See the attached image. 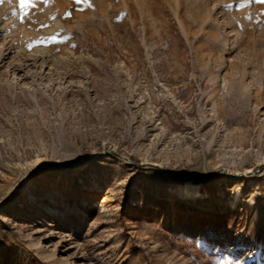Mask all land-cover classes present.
<instances>
[{"label":"rangeland","instance_id":"rangeland-1","mask_svg":"<svg viewBox=\"0 0 264 264\" xmlns=\"http://www.w3.org/2000/svg\"><path fill=\"white\" fill-rule=\"evenodd\" d=\"M25 3L0 0V264H264V0Z\"/></svg>","mask_w":264,"mask_h":264},{"label":"bare ground","instance_id":"bare-ground-1","mask_svg":"<svg viewBox=\"0 0 264 264\" xmlns=\"http://www.w3.org/2000/svg\"><path fill=\"white\" fill-rule=\"evenodd\" d=\"M171 192H175L178 194L179 198H183L184 200H188V198H192V200H194V194H199L200 196H212L214 193H216L217 196H221L223 194V191L222 190H218V191H211V190H207L205 188H203V186H201L200 184L198 183H194L190 180H186V181H183L181 183H178V184H174L172 187H171ZM239 196H240V193L239 191H235V193L232 195V197L230 198L229 200V204L233 207L236 205V203L239 201ZM174 208L172 209V214L175 215L176 212H178L177 210V205L174 204L173 206ZM210 208H212V206H210ZM218 210L220 211H226V208L225 207H221V208H218ZM50 211H56L55 210V207H53L52 210ZM190 217L191 218H195L197 215L196 213H193L191 212L190 214ZM173 222V217H170L169 219V223H172ZM218 239L220 241H225L227 240V237L226 236H219Z\"/></svg>","mask_w":264,"mask_h":264},{"label":"snow or ice","instance_id":"snow-or-ice-1","mask_svg":"<svg viewBox=\"0 0 264 264\" xmlns=\"http://www.w3.org/2000/svg\"><path fill=\"white\" fill-rule=\"evenodd\" d=\"M20 3H21V7H26V3H25V0H20ZM31 48V45L29 46Z\"/></svg>","mask_w":264,"mask_h":264}]
</instances>
